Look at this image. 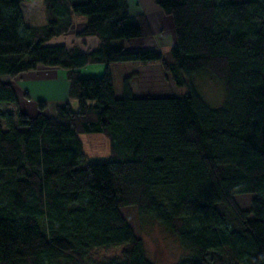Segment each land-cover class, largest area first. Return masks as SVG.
<instances>
[{"label": "trees", "instance_id": "obj_1", "mask_svg": "<svg viewBox=\"0 0 264 264\" xmlns=\"http://www.w3.org/2000/svg\"><path fill=\"white\" fill-rule=\"evenodd\" d=\"M42 1L47 23L25 28L24 2ZM171 17L175 43L127 50L114 42L151 36L127 0H0V264H153L122 216L135 208L173 234L192 257L178 264H264V0H154ZM89 50L52 44L74 31ZM81 17V18H82ZM160 63L178 96L136 98L140 64ZM104 64L97 76L76 70ZM39 66L67 71L69 101L18 110L10 79ZM222 88L207 103L194 83ZM205 78V79H206ZM72 101L76 104L74 109ZM109 142L89 162L80 135ZM256 195L241 210L234 198Z\"/></svg>", "mask_w": 264, "mask_h": 264}, {"label": "rangeland", "instance_id": "obj_2", "mask_svg": "<svg viewBox=\"0 0 264 264\" xmlns=\"http://www.w3.org/2000/svg\"><path fill=\"white\" fill-rule=\"evenodd\" d=\"M20 9L23 16V25L25 28L42 27L46 25L47 19L42 1L24 2L21 4ZM79 17L82 16H78L77 18ZM74 23L75 27L73 32L65 37L53 40L52 44H64L69 47L78 45L84 49L86 44H83L82 40L77 38L74 34V32L81 30L83 25L78 27L79 24L81 25V23L77 19H75ZM122 41H124L123 43H127V45H123L126 46L125 49L127 48V50L133 46L131 45V42H125V40L116 41L113 44L114 46H122L120 44ZM148 41L150 40L147 39L142 41L141 47L136 48L150 49V44ZM160 44L161 47L160 49L157 48V50L162 53L166 60H170V49L172 45H169L167 41H162ZM52 70L53 68H43V66H39L38 69H36V72L39 74L37 73L30 75H46L48 71ZM137 71L139 74H137L135 80L132 82V92H134V97L135 95L142 97H173L183 94L187 90L186 88L177 89L174 86L170 76L164 71L160 63L140 64L136 68V73ZM103 72L101 74H103ZM47 75H49V73ZM205 78L206 77H200L199 79H195L194 83L204 100H206L211 106L217 107L220 105L222 99V88L215 80L211 79L212 81H210ZM10 80L12 83H16L17 81L14 78ZM21 100L24 102L23 96L21 97ZM34 105L36 106V102ZM20 106L21 105L17 106L18 110H21ZM71 106L76 109V104L74 101H72ZM15 112L16 107L13 105L0 104V115L4 114L14 116ZM48 112L50 114V111ZM79 137L89 162H106L108 160L110 150L109 142L104 136L85 134L80 135ZM254 198H256V195H244L237 196L234 198V200L241 210L246 211L250 208L251 201ZM121 214L133 228L136 235L142 240L145 255L153 264H178L181 261L190 259L192 257L191 252L185 249L173 234L166 231L160 223L152 219L150 216L139 214L135 208L131 207L122 209ZM118 254L119 251L114 249L97 251L87 258V263L104 264L112 259H115Z\"/></svg>", "mask_w": 264, "mask_h": 264}, {"label": "crops", "instance_id": "obj_3", "mask_svg": "<svg viewBox=\"0 0 264 264\" xmlns=\"http://www.w3.org/2000/svg\"><path fill=\"white\" fill-rule=\"evenodd\" d=\"M128 1V12L131 16L143 14L148 21L151 36L147 38H139L125 42H131L133 45L128 50H144L147 48H136L141 47V42L144 40L148 41L150 49H160L162 41H167L169 45L175 43V33L173 30V25L171 17L165 15V13L155 4L154 0H127ZM80 21L78 27L84 26V18H76ZM86 45L84 48L93 50L97 47L98 41L96 38H87L85 39ZM120 44L127 45V43ZM129 44V43H128ZM143 47V46H142ZM127 49V48H126ZM45 68V67H43ZM104 64H88L87 66L76 70L80 75L87 76H97L104 71ZM38 69V68H37ZM42 72V71H41ZM40 72V73H41ZM36 70L30 71L27 73L20 74L15 77L16 83H12L17 91V96L19 100V105L21 111L34 116L37 113L36 106L34 105L36 101H43L47 103V112L50 111V114L54 113L55 107L61 105L65 102H68V91H69V82L67 80V71L63 69L53 68L52 71H48L46 75L40 76H31L37 74ZM45 73V72H44ZM39 74V73H38ZM137 74L138 71H137ZM31 76V77H30ZM42 76V77H41ZM135 80V79H134ZM133 82V81H132ZM130 84L133 91V84ZM134 93V92H133ZM24 97V102H22L21 97ZM136 98H145L142 96L135 95ZM23 103V104H22ZM49 113V112H48Z\"/></svg>", "mask_w": 264, "mask_h": 264}]
</instances>
